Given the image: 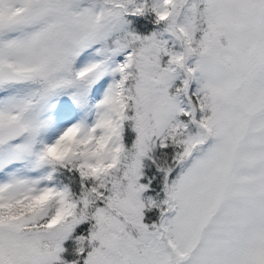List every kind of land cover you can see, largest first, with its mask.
Masks as SVG:
<instances>
[{
	"label": "snow or ice",
	"instance_id": "snow-or-ice-1",
	"mask_svg": "<svg viewBox=\"0 0 264 264\" xmlns=\"http://www.w3.org/2000/svg\"><path fill=\"white\" fill-rule=\"evenodd\" d=\"M0 264H264V0H0Z\"/></svg>",
	"mask_w": 264,
	"mask_h": 264
},
{
	"label": "trees",
	"instance_id": "trees-1",
	"mask_svg": "<svg viewBox=\"0 0 264 264\" xmlns=\"http://www.w3.org/2000/svg\"><path fill=\"white\" fill-rule=\"evenodd\" d=\"M143 22L144 23H148L147 20H145ZM134 23H135V21H134ZM149 26L151 27V25H149ZM159 191H160L159 188H155L154 191H151L149 193H146L145 195L155 196L156 192H159ZM160 195H161V198H163V193L162 192L160 193ZM157 219H158V213L155 212V211L146 214V222L152 223V222H155Z\"/></svg>",
	"mask_w": 264,
	"mask_h": 264
}]
</instances>
